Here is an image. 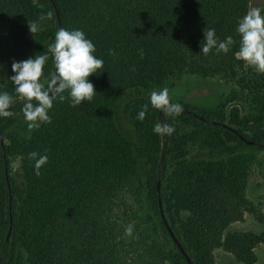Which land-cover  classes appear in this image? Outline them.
I'll list each match as a JSON object with an SVG mask.
<instances>
[{
	"label": "trees",
	"instance_id": "16d2710c",
	"mask_svg": "<svg viewBox=\"0 0 264 264\" xmlns=\"http://www.w3.org/2000/svg\"><path fill=\"white\" fill-rule=\"evenodd\" d=\"M249 8L250 0H0V90L14 93L8 79L14 74L13 61L36 55L29 22L49 25L52 43L60 29L57 10L61 27L82 30L94 43L95 55L104 61L97 74L89 77L97 91L92 100L73 107L67 92L63 93L66 99H57L50 110L51 123L41 124L29 139L6 134L4 122L12 121L14 115L0 118L3 136L13 143L0 140V172L5 182L0 193V264H16L18 244L26 260L17 264H168L166 251L156 241L136 232L127 239L117 216L119 201L135 188L138 177L131 144L116 126L114 107L124 91L148 88L175 73L233 80L236 95L250 100L258 114L237 127L224 122V116L183 105V112L173 120L146 100H137L129 114L150 166L146 185L153 207L184 264L189 263L164 224L159 198L194 264H217V249L243 264L256 263L255 250L264 245V234H226L231 224L255 214L247 197L246 158H182L187 139L209 129L218 133L223 144H249L248 139L254 142L249 145L264 149V74L249 69L235 56L239 50L237 20ZM47 13L51 19L41 20ZM207 26L215 29L219 40L233 37L226 54L201 53ZM109 49L115 55H109ZM54 71L50 53L44 73ZM23 103L15 98L14 114L21 113ZM145 105V118L137 120ZM157 122L174 124L175 132L157 135L153 132ZM187 127L193 131L184 133ZM11 149L20 152L26 178L19 202L12 191L10 200L6 182ZM33 151L49 157L40 175L27 159ZM179 211L189 215L182 234L174 223Z\"/></svg>",
	"mask_w": 264,
	"mask_h": 264
},
{
	"label": "rangeland",
	"instance_id": "374dc122",
	"mask_svg": "<svg viewBox=\"0 0 264 264\" xmlns=\"http://www.w3.org/2000/svg\"><path fill=\"white\" fill-rule=\"evenodd\" d=\"M251 7H264V0H250ZM38 26V31L33 34L35 53L36 55L47 53L50 60V52H48V45L50 44V37L48 36L49 25L42 23L38 24ZM248 68L254 70L249 66ZM163 87L169 89L173 102L191 106L201 112L224 116V122H233L237 127H239V122L251 120L258 113L256 106L250 100L236 95L235 81L186 73H175L162 83L152 84L148 88L126 90L118 96L115 102V123L131 144L138 177L135 188L126 192L119 201L117 216L119 215L123 231L126 233L125 229L127 226L130 224L134 225L133 233L142 234L156 241L166 251L168 264H184L176 256L173 244L165 233L159 216L153 207V201L146 185L150 166L143 157L140 136L129 114L131 106L137 100L143 99L149 102V93L154 89ZM4 127L6 128V134L12 133L20 139H29L37 129H28L22 112L15 113L12 121H5ZM192 131L193 127H187L184 133H191ZM4 138L6 144L13 145L9 139L5 136ZM234 155H242L247 160V197L255 207V214H247L243 221L231 224L226 230V234L236 232L264 234V149L254 145L234 142L223 144L218 133L209 129L197 138L187 139L182 158L186 160L226 161ZM9 159L10 171L8 174L11 191L14 192L16 202H19V196L23 195L26 190L23 159L17 149H11ZM4 183L0 172V193L3 192ZM175 217L176 228L182 234L189 215L185 211H179L176 212ZM131 236L126 234L127 239H130ZM186 246L192 252L191 246L187 243ZM255 254L257 259L255 264H264V245L258 246ZM215 258L217 264H243L224 249H217ZM16 259V264L19 261L22 263L26 260L25 251L21 249L19 244Z\"/></svg>",
	"mask_w": 264,
	"mask_h": 264
},
{
	"label": "clouds",
	"instance_id": "9594fccd",
	"mask_svg": "<svg viewBox=\"0 0 264 264\" xmlns=\"http://www.w3.org/2000/svg\"><path fill=\"white\" fill-rule=\"evenodd\" d=\"M40 19H51V13L41 16ZM38 27L36 22H29L32 34L38 31ZM235 31L239 35L236 58L257 73L264 74V7L249 8L238 18ZM233 43L232 36L219 40L215 29L207 26L204 29L201 53L208 54L215 50L217 53L226 54ZM108 51L109 55H115L114 50ZM48 52L52 54L55 71L47 75L44 73V67L49 60L47 53L37 54L23 61H13L11 69L14 74L8 79L14 86V93L0 90V118L14 115L11 109L15 98L19 97L24 101L20 111L31 130L39 128L41 124L51 123L50 110L57 99H66L63 94L65 92L73 107L92 100L97 91L89 77L97 74L104 61L95 55V45L86 38L85 33L80 29L61 27L55 32L54 41L48 45ZM149 104L173 120L183 112V105L171 100L167 87L152 90L149 93ZM147 109L148 105H145L143 110L138 111L136 119L142 121ZM153 132L157 135H172L175 127L174 124L157 122L153 126ZM27 159L33 162L35 174L40 175L41 167L47 164L49 157L33 151L28 153ZM125 231L131 236L134 225H128Z\"/></svg>",
	"mask_w": 264,
	"mask_h": 264
},
{
	"label": "water",
	"instance_id": "95a60500",
	"mask_svg": "<svg viewBox=\"0 0 264 264\" xmlns=\"http://www.w3.org/2000/svg\"><path fill=\"white\" fill-rule=\"evenodd\" d=\"M57 13H58V21H59V25H60V28H61V19H60V16H59V12L57 10ZM162 112V111H161ZM192 115L196 116L197 118L199 119H204L206 120L205 117L201 116L200 114L198 113H195V112H192V111H189ZM212 123L214 124H218L220 126H224V127H229L230 129H233L235 130V128L229 126L228 124L224 123V122H221V121H217V120H210ZM243 139H246L244 137H242ZM0 140L3 144H5V138L0 130ZM246 142L249 143V144H253L254 142L252 140H248L246 139ZM6 182H7V186H8V190H9V194H10V200H11V184H10V180H9V174L7 172V168H6ZM160 184V183H159ZM159 184H158V189H159ZM159 207H160V213H161V217L164 221V224L165 226L167 227L168 229V232L170 233L171 237L173 238V240L175 241V243L177 244V246L179 247V249L182 251L183 255L186 257L187 261L189 264H194L193 260L191 259L189 253L186 251V249L183 247V245L181 244V242L179 241V239L176 237L174 231L172 230L167 218H166V215H165V212H164V208H163V204H162V200L161 198H159ZM10 233H11V227L7 233V239H9V236H10Z\"/></svg>",
	"mask_w": 264,
	"mask_h": 264
}]
</instances>
